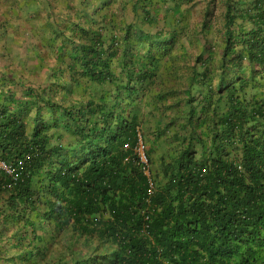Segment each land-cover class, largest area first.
<instances>
[{"label":"trees","instance_id":"obj_1","mask_svg":"<svg viewBox=\"0 0 264 264\" xmlns=\"http://www.w3.org/2000/svg\"><path fill=\"white\" fill-rule=\"evenodd\" d=\"M0 162V264H264V0H0Z\"/></svg>","mask_w":264,"mask_h":264},{"label":"clouds","instance_id":"obj_2","mask_svg":"<svg viewBox=\"0 0 264 264\" xmlns=\"http://www.w3.org/2000/svg\"><path fill=\"white\" fill-rule=\"evenodd\" d=\"M142 148H143L142 145H140V149H139V151H140V155H141L140 157H141V160H142L143 162H145V156H144V154H143ZM145 174L148 175V171H147V170H145ZM144 240L146 241L147 249H148L152 254H154V255H155V253H156V254H160V250L155 249V242H154V241H149L148 237H146Z\"/></svg>","mask_w":264,"mask_h":264},{"label":"built area","instance_id":"obj_3","mask_svg":"<svg viewBox=\"0 0 264 264\" xmlns=\"http://www.w3.org/2000/svg\"><path fill=\"white\" fill-rule=\"evenodd\" d=\"M0 168L6 169L5 165L2 162H0ZM7 170H8V168H7Z\"/></svg>","mask_w":264,"mask_h":264}]
</instances>
